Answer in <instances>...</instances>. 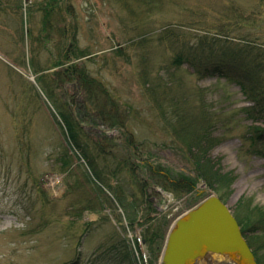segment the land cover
<instances>
[{"label":"rangeland","instance_id":"rangeland-1","mask_svg":"<svg viewBox=\"0 0 264 264\" xmlns=\"http://www.w3.org/2000/svg\"><path fill=\"white\" fill-rule=\"evenodd\" d=\"M42 7L40 0L27 10L0 0V264H163L171 229L208 198L219 197L238 221L243 207L264 211V117L246 111L255 103L244 74L221 67L226 75H214L222 63L216 56L201 72L176 62L180 51L217 54L227 45L263 55L264 0H64L50 49L32 39L46 35ZM73 31L90 53L75 63L103 86L97 104L80 92L79 109L63 90L56 96L80 120L101 179L88 153L69 143L39 80L60 70L43 71ZM204 112L213 118L207 155L231 185L219 195L200 181L184 197L145 186L148 172L195 175L175 129L180 113ZM240 224L259 264L264 223L255 246Z\"/></svg>","mask_w":264,"mask_h":264},{"label":"trees","instance_id":"trees-1","mask_svg":"<svg viewBox=\"0 0 264 264\" xmlns=\"http://www.w3.org/2000/svg\"><path fill=\"white\" fill-rule=\"evenodd\" d=\"M63 1L64 0H42L44 31L46 35L39 38H32L34 39V42H39L41 45H45V47L49 48L50 41L53 40L51 30L54 28V24L52 21L56 16V11H61L60 8ZM30 36L33 37V34ZM78 36V32L73 31L68 36L70 44L64 49L61 48V55L58 58L53 59L55 62H51V65L48 67L49 69L43 71L51 70L53 68H60V70L54 71L51 74L43 73L39 80L49 98L60 110L61 117L67 125V137L69 135V143L73 144L76 149L84 152L86 151L88 153V156L84 153V158L87 159L94 175L98 179H101L100 172L97 171L95 162L92 160L96 157L93 156V158L89 160V146L86 145V143L82 144L81 142L80 120L75 118L72 113L61 110V105L58 104L56 96V91L63 90L62 94L64 98H71V106L73 104L78 105L79 109L80 92L82 93L83 91L88 90L90 101L94 102L95 100L96 104L98 103L96 98L99 97V95L96 94L95 91L98 88H102V83L96 78H92L84 67H80L75 63L76 61L90 55L88 51L80 49L78 45ZM208 50H210V48H203L202 51L206 52L199 50L197 53L195 50L192 51L190 49L185 52L180 51V54L176 57V62H189L196 71L201 72L205 63H207L206 60L210 61L212 58L215 59L216 56V61H220L222 63H219L220 68L215 69L214 75H226L227 71L224 69L222 70V68H228L230 71H239L241 74H244L246 81L249 83V88L244 87L243 89L248 95V98L255 103L254 108H248L246 111L255 120L259 119V117H264V107L259 106L260 97L264 95V54L253 53V48L250 49L249 47H242L239 49L234 45L225 46L224 50H219L221 53L217 54H215L216 51L208 52ZM31 65H36L35 60H31ZM36 71H38L37 68ZM67 103L69 105L68 100ZM176 111L179 113L178 110ZM177 117V119L181 122V126L176 127L175 131L177 132L178 137L186 144L187 149L191 154L196 171L195 175L188 176L182 173L170 174L167 172V174L163 176L156 177L155 175L151 176L148 172V180H145L144 185L149 186L151 183L152 185L156 183V185L161 186L163 190L171 192L177 197H184L191 194L200 181H204L208 187L216 191L219 195H223L224 188L231 185L230 181H232V177L228 174H222L218 169L217 164L207 155L210 144L213 141L210 134L211 126L209 125L213 120L212 116L209 114L206 115L205 113L204 118H197L196 116L188 113H180ZM121 123L122 122L112 124V126L116 127L117 125H121ZM254 128L257 131L256 133L263 132L260 128ZM141 167L142 171H145V168H143V166H140V168ZM118 199L120 203H123L121 197L118 196ZM241 211H243L241 214L242 218H239V220L243 223L245 228H248V231L254 234L252 244L255 246V244H257L256 239L259 238L258 233L262 231V227L259 225L264 223V211L258 207H249L247 210L243 207ZM254 215H256L259 220H257L258 218L254 219ZM258 261L259 264H264V256L260 255Z\"/></svg>","mask_w":264,"mask_h":264},{"label":"water","instance_id":"water-1","mask_svg":"<svg viewBox=\"0 0 264 264\" xmlns=\"http://www.w3.org/2000/svg\"><path fill=\"white\" fill-rule=\"evenodd\" d=\"M212 254L226 256L232 264H258L237 219L217 196L176 222L167 238L163 262L199 264Z\"/></svg>","mask_w":264,"mask_h":264},{"label":"bare ground","instance_id":"bare-ground-1","mask_svg":"<svg viewBox=\"0 0 264 264\" xmlns=\"http://www.w3.org/2000/svg\"><path fill=\"white\" fill-rule=\"evenodd\" d=\"M14 1L17 3L18 8L22 9L23 7H25L26 10L34 2V0H14ZM40 1L42 2V0H40ZM163 259H164V255L162 257V261H163ZM228 262L230 264H232V259H229L226 256H222V255H218V254H212L207 260H204V261L201 260L199 264H222V263L227 264ZM163 264H164V262H163Z\"/></svg>","mask_w":264,"mask_h":264}]
</instances>
